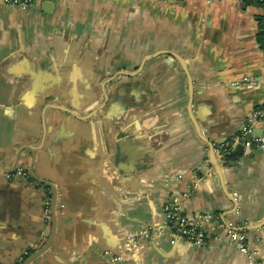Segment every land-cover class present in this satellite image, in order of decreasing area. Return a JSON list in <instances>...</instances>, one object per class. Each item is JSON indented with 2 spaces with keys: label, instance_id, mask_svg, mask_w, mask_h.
I'll return each mask as SVG.
<instances>
[{
  "label": "crops",
  "instance_id": "0c3cea01",
  "mask_svg": "<svg viewBox=\"0 0 264 264\" xmlns=\"http://www.w3.org/2000/svg\"><path fill=\"white\" fill-rule=\"evenodd\" d=\"M262 17L249 0H0V264L51 234L42 189L6 172L28 147L55 227L26 264H264V144L209 161L243 127L264 135ZM174 202L203 243L172 234Z\"/></svg>",
  "mask_w": 264,
  "mask_h": 264
},
{
  "label": "built area",
  "instance_id": "2783aa9c",
  "mask_svg": "<svg viewBox=\"0 0 264 264\" xmlns=\"http://www.w3.org/2000/svg\"><path fill=\"white\" fill-rule=\"evenodd\" d=\"M7 4L17 5L21 8H26L31 4L32 0H3ZM256 1L264 4V0H249ZM260 36L262 43H264V17H262L260 25ZM254 118L264 120V106L257 107L253 111ZM249 129L243 127V130L238 134H234L225 140L217 142L213 145V152L217 157L218 161L223 164L229 160L230 156L234 152L236 146L241 145L243 147L250 146H261L264 144V135L261 137H255L247 139L245 133ZM17 174H22L20 169H16ZM166 220L171 228L172 234L175 237H181L190 242L203 243L207 238L208 234L199 226L196 222L190 221L184 214L179 210L177 204L172 203L171 205L165 206L164 208ZM218 217V216H217ZM226 235L234 240L241 251L246 250L245 245V233L242 230L234 228L230 223L224 225Z\"/></svg>",
  "mask_w": 264,
  "mask_h": 264
},
{
  "label": "water",
  "instance_id": "95a60500",
  "mask_svg": "<svg viewBox=\"0 0 264 264\" xmlns=\"http://www.w3.org/2000/svg\"><path fill=\"white\" fill-rule=\"evenodd\" d=\"M246 138H247V139H250V134H247V135H246ZM28 149H29V151H30V153H31V164H30V166H29V168H28V171H29L31 177L34 178L35 180H38L39 182H42V183H44V184H47L48 186L51 187V185H50L49 182H47L46 180H43V179L39 178V177L34 173V171H33V169H32V163H33V159H34V149H33V148H29V147H28ZM241 149H242V146H241V145H238V146L235 147L234 151H235V152H240ZM18 153H19V151H18ZM18 153L16 154L15 159H14V161H13V163H12V167L9 168V169H6V172H13L14 170H16V169L18 168V167H16V161H17ZM209 161H210L212 164L216 165V167H217V166H221V165H220L221 163H219L217 157L215 156V154H214V152H213V145H212V144H210ZM0 165H1V164H0ZM222 165H223V164H222ZM52 191H53V189H52ZM50 207H51V221H50V223H51V234L49 235V237H48V239L46 240V242H45V243H44L39 249L33 251L30 255H28V256H27V257L21 262V264H26L31 258H33L34 256H36L37 254H39L40 252H42L47 246H49V244H50V242H51V239H52V238H51V237H52V233H53V230H54V227H55L54 195H53V194H52V198H51V204H50ZM240 230H241V229H240ZM176 238H178V237H176Z\"/></svg>",
  "mask_w": 264,
  "mask_h": 264
},
{
  "label": "flooded vegetation",
  "instance_id": "af4514ba",
  "mask_svg": "<svg viewBox=\"0 0 264 264\" xmlns=\"http://www.w3.org/2000/svg\"><path fill=\"white\" fill-rule=\"evenodd\" d=\"M28 150H29V149H28ZM29 153H30V151H29ZM34 155H35V150H34ZM30 156H31V153H30ZM30 158H31V157H30ZM33 161H34V159H33ZM30 164H31V162L29 163L28 166H18V169L21 170V173H22V174H17V173L15 172V170H14L13 172L10 173V176H12V177H17L18 179H21L22 181H26V182L32 183V184H34L36 187L42 189V191H43V200H42V202H43V208H42V211H43V212H42V213H43V217L45 218V221H46L47 223H48V222L50 223V221H51V207H50V204H51L52 194L54 195V199H55V190H54L52 184H51L48 180H46V179L40 177V176L35 172L34 167H33V163H32V169H33L34 173H35L39 178H41V179L46 180L47 182H49L50 185H51V187L48 186L47 184H44V183H42V182H39L38 180H35L34 178L31 177V175H30V173H29V171H28V168H29ZM52 189H53V191H52ZM54 205H55V201H54ZM54 210H55V208H54Z\"/></svg>",
  "mask_w": 264,
  "mask_h": 264
},
{
  "label": "trees",
  "instance_id": "16d2710c",
  "mask_svg": "<svg viewBox=\"0 0 264 264\" xmlns=\"http://www.w3.org/2000/svg\"><path fill=\"white\" fill-rule=\"evenodd\" d=\"M233 154V153H232ZM231 157V156H230Z\"/></svg>",
  "mask_w": 264,
  "mask_h": 264
}]
</instances>
